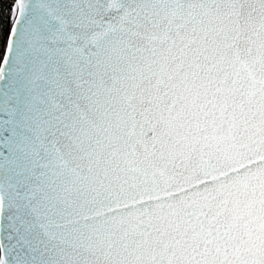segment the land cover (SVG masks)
I'll return each mask as SVG.
<instances>
[{
	"label": "water",
	"instance_id": "1",
	"mask_svg": "<svg viewBox=\"0 0 264 264\" xmlns=\"http://www.w3.org/2000/svg\"><path fill=\"white\" fill-rule=\"evenodd\" d=\"M147 2L152 6L150 20L142 32L150 40L130 37L134 52L143 49L128 72L131 103L163 96L173 75L195 72L205 82L199 108L220 127L226 125L228 134L217 138L210 158L166 155L165 165L182 169L171 177L125 183L127 178L117 176L96 190L69 183L60 195L87 198L105 222L165 208L175 214L184 206L199 220L191 235L118 239L112 248L115 264H264V3ZM100 3L107 0H15L0 61V264L5 258L7 264H20L28 246H38L26 208L38 191L42 161L29 130L46 107L71 105L75 98L73 81L79 73L66 82L57 74L53 53L71 46L74 38L82 43L80 37L95 30L102 17L108 20L115 14L105 15ZM24 138L31 156L29 170L21 173L10 161L20 156L16 146ZM217 194L224 195L223 202ZM52 231L66 230L53 224ZM77 239V233H67L60 253L71 251Z\"/></svg>",
	"mask_w": 264,
	"mask_h": 264
},
{
	"label": "clouds",
	"instance_id": "2",
	"mask_svg": "<svg viewBox=\"0 0 264 264\" xmlns=\"http://www.w3.org/2000/svg\"><path fill=\"white\" fill-rule=\"evenodd\" d=\"M100 7L105 15L115 14L108 20L102 17L95 30L80 37L82 43L74 38L71 46L53 53L57 74L66 82L79 73L73 81L77 91L71 105L56 102L46 107L29 130L42 161L35 183L38 191L26 208L29 231L38 246H28L20 264H115L112 248L118 239L154 238L161 233L191 235L200 227L187 206L175 214L165 208L105 222L104 217H96L87 198L78 201L60 195L69 183L96 190L117 176L127 178L125 183L171 177L182 169L165 165L166 155L194 161L210 158L217 138L228 134L226 125L220 127L199 108L205 82L195 72L173 75L164 85L163 96L133 105L128 72L136 53L143 49L134 52L130 37L150 40L142 29L150 20L152 6L147 0L115 4L107 0ZM85 75L89 79H80ZM217 199L223 202L225 197L217 194ZM53 224L66 231L54 233ZM71 232L78 239L71 251L61 254L66 234Z\"/></svg>",
	"mask_w": 264,
	"mask_h": 264
},
{
	"label": "trees",
	"instance_id": "3",
	"mask_svg": "<svg viewBox=\"0 0 264 264\" xmlns=\"http://www.w3.org/2000/svg\"><path fill=\"white\" fill-rule=\"evenodd\" d=\"M14 4L15 0H0V61L13 20Z\"/></svg>",
	"mask_w": 264,
	"mask_h": 264
},
{
	"label": "snow or ice",
	"instance_id": "4",
	"mask_svg": "<svg viewBox=\"0 0 264 264\" xmlns=\"http://www.w3.org/2000/svg\"><path fill=\"white\" fill-rule=\"evenodd\" d=\"M262 3H264V0H262ZM16 151L20 153V156L11 160L10 163L14 166L19 165L21 167V173H23V171L29 170L27 168V165L30 161V156H31V148L27 143V138L22 139V141L19 144H17ZM2 157H3V153H0V166H2V164L4 163ZM32 163L33 166H35V162L33 161ZM4 264H7L6 258L4 260ZM17 264H19V262H17Z\"/></svg>",
	"mask_w": 264,
	"mask_h": 264
},
{
	"label": "rangeland",
	"instance_id": "5",
	"mask_svg": "<svg viewBox=\"0 0 264 264\" xmlns=\"http://www.w3.org/2000/svg\"><path fill=\"white\" fill-rule=\"evenodd\" d=\"M14 8V7H13ZM12 16H13V14H12Z\"/></svg>",
	"mask_w": 264,
	"mask_h": 264
}]
</instances>
